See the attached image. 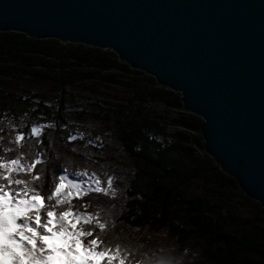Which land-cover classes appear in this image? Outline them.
<instances>
[{
	"label": "trees",
	"instance_id": "trees-1",
	"mask_svg": "<svg viewBox=\"0 0 264 264\" xmlns=\"http://www.w3.org/2000/svg\"><path fill=\"white\" fill-rule=\"evenodd\" d=\"M25 82L47 85L54 93H64L68 86L91 91L102 86L107 92L99 100L87 98L72 114L55 113L43 102L48 94L20 89ZM26 92L29 95L24 96ZM128 93L132 97L126 99ZM150 104L163 106L165 112ZM33 113L36 120L24 128L23 117ZM39 120L52 125L41 131L43 145L27 135L30 124ZM70 123L86 139L77 136L67 143L69 134L77 135ZM203 123L202 117L185 109L181 93L133 69L113 50L0 31V136L4 137L0 162L17 157L22 163L34 162L37 152H43L50 158L40 166L44 195L51 183L58 182L62 166L74 180L86 179L76 173L90 167L104 187L107 176L101 172L118 168L125 183L123 199L92 192L72 204L76 211L107 222V231L98 234L106 247L113 251L120 247L126 264H138L137 257L148 264L150 252L170 264H264V207L208 154ZM17 130L26 133L23 152L10 143ZM49 141H54V148ZM72 148L76 151L67 152ZM66 152L67 158L55 159ZM103 160L112 164L103 167ZM49 203L54 201L46 200V207Z\"/></svg>",
	"mask_w": 264,
	"mask_h": 264
},
{
	"label": "water",
	"instance_id": "water-1",
	"mask_svg": "<svg viewBox=\"0 0 264 264\" xmlns=\"http://www.w3.org/2000/svg\"><path fill=\"white\" fill-rule=\"evenodd\" d=\"M0 31L113 50L181 93L208 154L264 207V0H0Z\"/></svg>",
	"mask_w": 264,
	"mask_h": 264
},
{
	"label": "snow or ice",
	"instance_id": "snow-or-ice-1",
	"mask_svg": "<svg viewBox=\"0 0 264 264\" xmlns=\"http://www.w3.org/2000/svg\"><path fill=\"white\" fill-rule=\"evenodd\" d=\"M41 127H31L27 135L38 138L43 145ZM76 139L77 135L73 134L66 138L67 143ZM25 140L26 133L17 130L10 143L19 145L23 152ZM3 141L4 137L0 136V142ZM49 147H55L54 141H49ZM75 151V148L67 149V152ZM67 152L64 156L57 154L55 159L67 158ZM37 156L38 159L28 163H22L21 157L0 162V264H57V261L59 264H115L117 260L119 264H126L120 247L116 246L115 251L106 247L98 234L107 231V222H100L92 213L76 211L72 204L73 200H84L92 192L115 196L111 191L113 178L107 179L106 189L96 173L77 172V176L86 179L74 180L67 175L68 169L62 166L58 182H54L57 177L50 178L54 183L44 195L45 175L40 166L50 158L43 152H37ZM20 173H24L25 178H17ZM46 200L54 203L46 207ZM58 206L64 207L58 212ZM87 206L84 204L85 208ZM42 211H46L43 220ZM127 255L132 258L130 252ZM149 256L148 264H170L151 252ZM137 261L143 264L139 257Z\"/></svg>",
	"mask_w": 264,
	"mask_h": 264
},
{
	"label": "rangeland",
	"instance_id": "rangeland-1",
	"mask_svg": "<svg viewBox=\"0 0 264 264\" xmlns=\"http://www.w3.org/2000/svg\"><path fill=\"white\" fill-rule=\"evenodd\" d=\"M96 88L97 89L91 91V90H84V89L78 88V87L68 86L67 88L64 89V93H56V92L54 93L53 91L48 90L49 88H48L47 85H40L39 86V84H37V83H32V84L28 85L27 82H25V84L20 89L21 90H27V91H29V93H38V92L39 93H41V92L42 93H46V94H48V97H46V99H44L43 102H44V104H46L49 107V109L51 111L56 113L59 110H65L69 114H72L76 108L78 109L79 107H81V106H78V105L83 104V102H85L87 98H89L90 100H92V99L99 100V99L105 98V95H104L105 91H106L105 88L102 87V86L96 87ZM20 93H22V92H20ZM23 95L26 96V95H29V94L26 92ZM60 97H62V100H64L63 102L60 100L61 99ZM124 97L126 99H128V98H131L132 95L128 93V94H124ZM36 99L40 100L39 97L36 98ZM37 103H39V101H37ZM150 108H155L158 112H162V113L165 112L164 107L160 106V105L153 106L152 104H150ZM35 114L36 113H33L32 115L28 114L29 116L26 115V116L23 117V119L26 120V121H24L22 123V126H24V128H26L25 125L27 123H30L29 122L30 120H34V121L36 120L37 116ZM40 116H43V115L41 114ZM44 117H46V116H44ZM30 118H32V119H30ZM69 118H72V117H69ZM16 119L19 120L20 118H16ZM39 121L38 122H32L30 124V126L31 127H41V126H43V127H41V131H43L44 128L47 127V125H50V123L47 124V125L44 124L45 123L44 120H39ZM70 122H73V120L71 119ZM68 124L69 123L64 124V126H67ZM70 126H71V128L73 130H75L74 134H77L79 140H82V139H80V137H82L83 139H86L85 136H82L79 133L80 132L79 128L75 127L72 123H70ZM88 127H91V128L93 127V130L96 131L97 133L101 132L98 128L95 129L93 125H88ZM49 132H51V130ZM86 152L90 153V155L94 154L91 150H87ZM83 153H84V151H83ZM60 154H62V153L60 152ZM88 156H89V154H88ZM101 163H102L103 167H107V168H108V165L112 164V163H108L107 164V160H103V162L101 161ZM92 166L96 170L99 169V166H96V165H92ZM84 171H86L89 174L93 173L92 170L90 169V167L87 170H84ZM101 173H103V174H105L107 176V178L105 180V188L107 189V184H106L107 179L109 177H112L113 178V187H112L111 191L115 193V197L119 196V198L122 197V199H123L124 194H125V189H124L123 185H125V183H124V180H123V174H122V176L120 175L121 174L120 170L118 168H112L111 170L108 168V171H104L103 170ZM112 198H108L107 197L106 199L111 200ZM106 199L104 201H106ZM103 205H105V202H103L99 208H101ZM45 216H46V213H43L42 214V220H43V218ZM115 264H118V262L116 261Z\"/></svg>",
	"mask_w": 264,
	"mask_h": 264
},
{
	"label": "bare ground",
	"instance_id": "bare-ground-1",
	"mask_svg": "<svg viewBox=\"0 0 264 264\" xmlns=\"http://www.w3.org/2000/svg\"><path fill=\"white\" fill-rule=\"evenodd\" d=\"M59 255V254H58ZM57 264H59V262L57 261Z\"/></svg>",
	"mask_w": 264,
	"mask_h": 264
}]
</instances>
